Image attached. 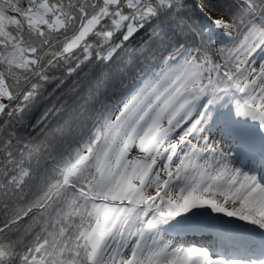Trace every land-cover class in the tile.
<instances>
[{"label":"snow or ice","instance_id":"6c2138e0","mask_svg":"<svg viewBox=\"0 0 264 264\" xmlns=\"http://www.w3.org/2000/svg\"><path fill=\"white\" fill-rule=\"evenodd\" d=\"M149 48L114 106L24 123ZM0 264H264V0H0Z\"/></svg>","mask_w":264,"mask_h":264},{"label":"trees","instance_id":"16d2710c","mask_svg":"<svg viewBox=\"0 0 264 264\" xmlns=\"http://www.w3.org/2000/svg\"><path fill=\"white\" fill-rule=\"evenodd\" d=\"M200 23L215 32V28L207 19ZM148 37L149 31H142L129 42V46L139 50ZM159 54V52L152 54V49L149 48L142 56H137L131 61L122 54L121 58L111 65H88L71 75H68L63 67L55 69L51 74L53 80L41 90L39 97L25 112L24 123L35 124L47 114L48 126L54 127L74 117L83 106L90 107L98 95L106 105L114 106L126 89L134 83L139 69L144 64L154 63ZM141 60L144 64L140 63ZM101 77L105 78V83L98 94L97 81ZM20 131L23 134L25 130Z\"/></svg>","mask_w":264,"mask_h":264},{"label":"rangeland","instance_id":"374dc122","mask_svg":"<svg viewBox=\"0 0 264 264\" xmlns=\"http://www.w3.org/2000/svg\"><path fill=\"white\" fill-rule=\"evenodd\" d=\"M215 32H217V30L215 29ZM218 34V33H217ZM220 38H223V37H220ZM138 153L135 151V150H133V152H132V155H137Z\"/></svg>","mask_w":264,"mask_h":264},{"label":"bare ground","instance_id":"6f19581e","mask_svg":"<svg viewBox=\"0 0 264 264\" xmlns=\"http://www.w3.org/2000/svg\"><path fill=\"white\" fill-rule=\"evenodd\" d=\"M190 242H193V243L200 242V243H202L203 241L196 240V241H190Z\"/></svg>","mask_w":264,"mask_h":264}]
</instances>
